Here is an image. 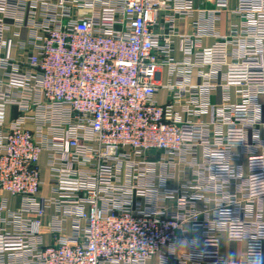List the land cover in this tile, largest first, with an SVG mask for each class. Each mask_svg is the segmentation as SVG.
I'll return each instance as SVG.
<instances>
[{"label":"built area","instance_id":"1","mask_svg":"<svg viewBox=\"0 0 264 264\" xmlns=\"http://www.w3.org/2000/svg\"><path fill=\"white\" fill-rule=\"evenodd\" d=\"M229 4L0 0V264H248L264 253V0H237L240 25L223 35ZM196 14L192 35H179ZM204 37L215 44L197 48ZM162 64L186 76L166 86V106L155 100ZM193 69L209 70L202 91L223 80L241 103L183 121L175 104L207 112L185 102ZM180 166L193 179L172 188ZM184 226L202 244L178 258ZM220 234L245 245L242 259L222 256Z\"/></svg>","mask_w":264,"mask_h":264},{"label":"crops","instance_id":"2","mask_svg":"<svg viewBox=\"0 0 264 264\" xmlns=\"http://www.w3.org/2000/svg\"><path fill=\"white\" fill-rule=\"evenodd\" d=\"M237 6V0H230L229 8L227 12H224L221 16V20L217 24V28L219 32L223 35H229L234 30L238 29L240 25V19L238 16L233 14ZM196 7H200V4H196ZM206 8L212 9V4L205 5ZM198 14H196L192 19L188 20H180L176 24V29L179 35L187 36L192 35L193 27L192 23L197 21ZM9 36H11L9 34ZM216 42L215 38L212 37H204L197 43V48H208L214 45ZM173 55L172 59L175 63L181 64L184 62V56L181 52V40L177 37L174 39L173 44ZM161 63L163 62V58H160ZM208 69H193L188 76L187 84L194 92V96L187 95L185 98V102L194 101L199 103H204L207 106V112L201 115H196L194 111H196L194 105L189 106V110L192 112L190 115L184 111V102L182 104L174 105V113L177 114L183 121H193V122H202L209 123L211 119V110L219 109L223 106L229 105H237L242 101L241 95L239 93V88L232 87L229 89V94L227 98V90L224 87V81L221 80V86L216 90L202 91V86L206 82L204 75L208 74ZM186 76L184 75L183 69L177 70L174 73L171 72L169 66L162 64L159 68V71L156 76V83L159 86V91L156 94L155 100L161 106H166L171 102V94L169 90L166 88L168 85H179L184 82ZM196 104V103H193ZM236 152L240 155L237 165H239L242 169L243 175H246L247 172V157L240 152V150H236ZM202 153H199V162L202 161ZM41 171L42 177L48 178V171L46 165V156H42L41 158ZM184 168L180 166L178 168L177 176L174 180L170 182V187L177 188L180 187L183 183L187 181H191L193 179L192 172L187 170L188 174L182 172ZM4 197L8 199L9 206L12 210L17 209L20 206V200L17 198H13L7 194H4ZM183 230L188 232L184 234L181 232L179 234V241L176 246V256L178 258H182L186 256L191 250V243L193 240H196L198 248L201 247V239H202V231L192 232L189 226H184ZM46 243L51 244L52 238L50 236L45 237ZM221 240V254L225 259H242L245 252V245L240 243L230 242L225 234H220ZM168 248H164L163 251H167ZM158 261L157 257L153 258L150 261V264H156ZM169 264H179L178 259H170Z\"/></svg>","mask_w":264,"mask_h":264},{"label":"clouds","instance_id":"3","mask_svg":"<svg viewBox=\"0 0 264 264\" xmlns=\"http://www.w3.org/2000/svg\"><path fill=\"white\" fill-rule=\"evenodd\" d=\"M248 264H264V253H253L250 255Z\"/></svg>","mask_w":264,"mask_h":264}]
</instances>
